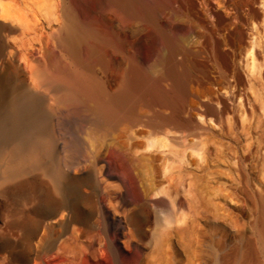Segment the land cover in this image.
<instances>
[{
  "label": "bare ground",
  "instance_id": "1",
  "mask_svg": "<svg viewBox=\"0 0 264 264\" xmlns=\"http://www.w3.org/2000/svg\"><path fill=\"white\" fill-rule=\"evenodd\" d=\"M214 2L0 0V197L31 192L23 221L8 226L24 233L19 243L32 252V264H141L146 209L156 211L157 244L173 235L171 225L185 208L197 212L190 158H205L208 125L234 115L237 97L241 120L249 115L264 126V84L258 83L264 82V0H217L230 15ZM246 25L256 29V41L237 63ZM143 48L151 50L149 64ZM229 76L238 92L228 91L217 107L205 99L207 114L191 118L189 85ZM67 107L79 109L93 127L88 155L77 161V147L65 136ZM252 128L243 124L239 132L245 138ZM257 145L264 146V136L235 153L234 164L254 229L264 238V162ZM174 232L186 242L185 229ZM15 245L0 244V264L24 262ZM262 253L249 238L224 248L214 264H264Z\"/></svg>",
  "mask_w": 264,
  "mask_h": 264
},
{
  "label": "rangeland",
  "instance_id": "2",
  "mask_svg": "<svg viewBox=\"0 0 264 264\" xmlns=\"http://www.w3.org/2000/svg\"><path fill=\"white\" fill-rule=\"evenodd\" d=\"M214 1V4L218 8H223L218 6V2V5L216 4L217 0ZM222 10L224 14L227 13V15L233 13L231 8H225ZM211 20L214 19L212 18ZM252 29V25L244 26L246 40L237 46V63L240 62L241 58H243V55L245 56L250 44L254 42V40L256 41V39H253V34L256 33V29L254 31ZM251 40L253 41L251 42ZM146 43L145 45H150V41L149 43ZM262 52H264V49ZM141 57L142 61H145L144 63L149 64L153 60L150 49H141ZM190 61L191 60L188 61L189 68L192 66ZM241 69L242 73L246 77L248 75V70L244 69L243 66ZM258 83L262 85L264 84L261 78L258 79ZM234 86L236 90H233ZM227 87L229 88L226 90ZM164 88L167 91H170L171 83L164 82ZM239 89L240 87L233 76H229L228 79L214 78L212 82L205 85H198L196 81L193 82L189 85L190 95L188 99L191 118L199 120L202 115L207 114L202 109V102L205 101V99L206 103H213L217 107L219 105V100L224 95L226 96L228 91H231V93L229 92L228 95H234ZM224 90L226 91L224 92ZM207 98L209 99L208 101ZM239 102L241 103V100L237 97L234 99V101H232V106L234 108V112L232 114L234 115L229 118L225 116L222 118L223 120H221V122L218 121L217 124L213 123V126L211 124L208 125L209 131L206 135L207 138L206 136L204 137V144H206V146L202 148V153L204 151L206 152L205 158L207 159L204 158L205 153L202 154L205 160L203 158L201 159V157L198 155H196L197 157L193 156L190 158L192 166L189 168V170L191 172L192 178H194L195 183L193 189L194 197L197 198H195V200H197L195 203L199 201L195 204L197 212H195V210L193 211V209L190 210L185 208V215H178V218L176 216V221L173 222L174 225H171L173 226L171 227L173 235H170L171 237H167L168 239H164L167 241L166 243L162 240V242L157 244L154 235V231L157 229V217L155 215L156 211L153 208L146 209L145 234L142 241L145 248L143 250V254H141V264H214L216 259L220 257L221 251L224 248L243 246L249 238L253 239L257 246L263 250L261 259L264 261V238L254 229L253 225L255 222V217L252 213L251 202L249 201L247 195L241 190V185L236 172L237 164L236 166L234 164L236 163L235 159L238 157L237 155H239L238 153H243V148H247L250 146L251 142H255L261 136H264V126L258 124L256 118L254 117L252 119V117L249 115L246 120H241V116L243 119V115L240 116V114L243 112H241L242 109L238 105L240 104ZM258 105L260 108H262V104L258 103ZM141 109L143 113L148 112L145 108H140V110ZM162 111L167 116L171 115V110L168 108H163ZM262 112L264 113V111ZM262 112H259V116L264 121V114ZM64 113L66 117L70 118V122L67 123L65 131L68 135L65 136L66 139L74 142L75 146L77 147L75 154L76 156H73L74 160L77 161V159L79 160V157L85 158L88 155L89 151L87 146V138L88 135L92 133L93 127L88 122L83 120L85 117L80 113L79 109L67 107L65 108ZM230 118L231 120H229ZM243 124L244 126L251 125L253 127L249 130L251 135L249 134L250 136L248 135L245 138H243L239 132L241 127H243ZM258 125L260 126L258 127ZM230 126L235 128L232 129L234 132L230 130ZM232 134H235L236 137ZM115 137L119 138L118 135ZM119 140L123 146H126L128 143L124 138H119ZM140 142L142 143L141 148H145L147 146L145 143L146 140H141ZM256 151L259 153V155H257L258 160L263 158L262 162H264V154L262 155L264 152V146L258 147L257 145ZM235 153L237 155H235ZM256 164H258V162H256ZM102 178L104 179V183L109 186L110 192H115L117 190V187L114 184L110 183V181L107 182L109 179L103 176ZM252 183L253 187H258L257 181L256 183L255 181ZM82 194L84 196H89L90 191L83 190ZM7 197H0V244L4 240L13 242L16 244L14 252L21 257L22 261H24L21 264H32V252H29L23 245L19 243L23 239L24 233L16 228L10 229L8 226L10 223L17 224L23 221V212L29 210L32 207L31 192H28V194L25 193V195L23 194L17 196L15 195L14 197L9 196V198ZM165 197L169 198L170 196L169 194H166ZM119 213H123L122 208L119 209ZM172 228L175 230L185 229L187 231L186 233H188V235L185 236L187 239L185 240L186 242L183 240H181L183 241L181 242L179 238H177L174 232L175 230L173 231ZM186 245L189 246V251H193V253L188 251L191 256L187 255L185 252L187 248ZM160 249H162V254L160 253ZM28 258L30 259V262L27 261ZM100 263L101 261H92V264Z\"/></svg>",
  "mask_w": 264,
  "mask_h": 264
}]
</instances>
